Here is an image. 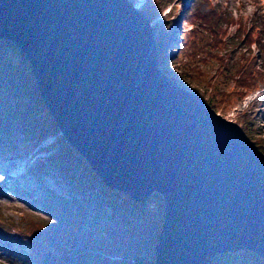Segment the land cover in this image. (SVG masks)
I'll use <instances>...</instances> for the list:
<instances>
[{"label":"water","instance_id":"95a60500","mask_svg":"<svg viewBox=\"0 0 264 264\" xmlns=\"http://www.w3.org/2000/svg\"><path fill=\"white\" fill-rule=\"evenodd\" d=\"M0 38L31 66L61 134L104 183L164 200L155 264L264 260V154L160 69L128 0H0Z\"/></svg>","mask_w":264,"mask_h":264},{"label":"trees","instance_id":"16d2710c","mask_svg":"<svg viewBox=\"0 0 264 264\" xmlns=\"http://www.w3.org/2000/svg\"><path fill=\"white\" fill-rule=\"evenodd\" d=\"M202 1L205 3L192 0L186 9L183 23L189 31L181 46L186 42V47L173 58L182 53L192 54L197 45L195 39H200V47L205 45L209 56L219 61V74L227 70L224 77L234 83L236 96L243 99L259 87L260 77L264 81V63L261 71L255 66L254 57H243V61L239 58L235 71L229 74L227 53H224L228 40L224 41L225 46L221 40L228 37L223 27H228L233 19L223 11L218 16L216 8L209 10V14L202 12ZM160 4L154 0V10ZM174 26L164 27L161 32L164 37L154 33L158 34L155 38L160 68ZM247 30L243 28L230 37L229 46H236V50L259 44ZM263 50L260 56L264 58ZM47 140L50 145L43 148ZM19 151L28 154L36 151L35 156H39L26 175V181H35L39 197L30 189L17 193L34 218L30 217L33 228L29 227L27 239L20 240L29 248L19 252L18 260L11 252L0 253L1 259L10 264H146L145 257H152L164 220L163 198L155 194L139 203L123 191L108 188L61 134L44 104L26 58L14 45L0 42V156H19ZM48 181L64 187V192L54 190ZM76 193L85 198L82 200ZM214 264H264V260L251 252L240 251L222 255Z\"/></svg>","mask_w":264,"mask_h":264},{"label":"rangeland","instance_id":"374dc122","mask_svg":"<svg viewBox=\"0 0 264 264\" xmlns=\"http://www.w3.org/2000/svg\"><path fill=\"white\" fill-rule=\"evenodd\" d=\"M128 1L135 5L137 0ZM159 1L161 4L158 9H155L156 12L153 5L154 0H147L141 12L150 20L154 33H159L160 37H164V35H161L164 27L169 26L168 28H170L171 25H176L172 29L173 36L170 38L171 42H166L168 46L165 47L168 49L165 50L166 55L164 54V56L166 58L163 60L160 69L180 87L204 100L222 118L238 125L248 140L264 154L263 79L260 77V85L258 84L259 87L256 90L249 93L243 99L241 97L238 98L236 92H234V83L224 77L227 74V70H223L219 74V61L215 56H209L205 45H201L200 47L199 43L201 42L198 38L195 39L197 45H194L195 50H191L192 54L190 52L187 54L182 53L173 58L180 49L184 48L185 50L186 47V42L183 48L181 46H183V40L187 38L189 27L183 23V18L192 0ZM204 1L205 3L202 1L200 8L202 12L209 14V10L216 8L218 16L223 11L227 17L233 19V22L229 23L228 27H223L228 37L225 40H221L222 44H224V41L227 43L228 40V49L224 53H227L226 66L228 67L229 74L235 71L239 58L243 61V57H254L256 59L255 66L257 69L263 71L264 58L260 55L262 54L261 50H263L261 44L264 45V0ZM243 28H247L248 35L251 38L257 39L259 44L256 43L254 46L244 45V47L235 50L236 46H229L230 37H234L237 32L243 31ZM154 35L158 36V34ZM258 35L263 37H259ZM217 55L220 54L217 53ZM19 140L25 143L23 137L19 136ZM36 153V151L29 154L27 151H19V156H0V253L11 252L17 255V260L19 252L28 250L29 248L27 243L24 244L20 240L27 239L28 229L33 225H30V217L34 220L29 215L30 213H28V206L25 205L17 193L30 189L35 196L39 197V192L35 191L37 189L35 181H26L27 172H29V169L35 163L34 161L39 157L35 156ZM22 158L28 161V166L27 168L20 167L22 173L18 176L12 170L14 171L15 169V161ZM10 165L13 166L9 167ZM48 184L54 190L64 192L65 188H62L58 183L48 181ZM76 196L82 200L85 198L81 194H77ZM22 197L25 201V197L23 195ZM42 217L46 218L44 215ZM152 257H154V253ZM152 257L146 256L145 263L153 264L154 258ZM0 264H10V262L0 258Z\"/></svg>","mask_w":264,"mask_h":264},{"label":"bare ground","instance_id":"6f19581e","mask_svg":"<svg viewBox=\"0 0 264 264\" xmlns=\"http://www.w3.org/2000/svg\"><path fill=\"white\" fill-rule=\"evenodd\" d=\"M146 2H147V0H137L136 1V3H135V8L138 10V11H142V9L145 7V5H146ZM0 42H3V43H8V44H12V45H14L10 40H8V39H2V38H0ZM15 46V45H14ZM27 60V59H26ZM31 67V66H30ZM32 71V70H31ZM33 74V73H32ZM33 77H34V75H33ZM35 79V78H34ZM36 81V80H35ZM37 84V83H36ZM50 113V112H49ZM51 115V114H50ZM53 118V117H52ZM54 120V119H53ZM70 143V142H69ZM50 145V143L48 142V140L46 141V142H44V144L42 145L43 146V148H46V147H48ZM11 166H13V165H10L9 167H11ZM27 166H28V161L26 160V159H24V158H22V159H18V160H16L15 161V169H14V171L12 170V172H15L16 174H18V176H20L21 175V173H22V169L20 168V167H26L27 168ZM26 168H25V170H26ZM95 171V170H94ZM105 184V183H104ZM106 185V184H105ZM107 186V185H106ZM108 187V186H107ZM109 188V187H108ZM110 189H115V190H117V191H120V190H118L117 188H113V187H111ZM122 192V191H121ZM124 192V191H123ZM126 193V192H125ZM126 194H128V193H126ZM129 196H130V198L133 200V201H135V202H139V201H137V200H135V199H133L132 198V196L130 195V194H128ZM147 198H149V197H147ZM147 198H145V199H143L141 202H143L144 200H146ZM140 203V202H139ZM164 221V220H163ZM163 225V224H162ZM161 230H162V228H161ZM161 233V232H160ZM159 240V239H158ZM157 244H158V242H157ZM157 244H156V246H157ZM155 249H156V247H155ZM155 249H154V263L153 264H155V256H156V253H155ZM228 253H231V252H228ZM225 254H227V253H224L223 255H225ZM222 256V255H221ZM220 257V256H219Z\"/></svg>","mask_w":264,"mask_h":264}]
</instances>
